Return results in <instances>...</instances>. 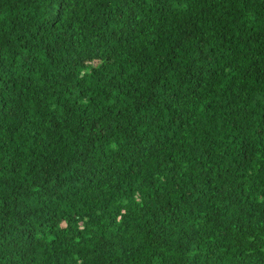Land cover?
Returning <instances> with one entry per match:
<instances>
[{"label":"trees","instance_id":"1","mask_svg":"<svg viewBox=\"0 0 264 264\" xmlns=\"http://www.w3.org/2000/svg\"><path fill=\"white\" fill-rule=\"evenodd\" d=\"M0 264H264V0H0Z\"/></svg>","mask_w":264,"mask_h":264}]
</instances>
